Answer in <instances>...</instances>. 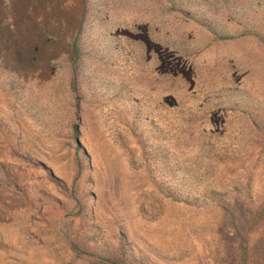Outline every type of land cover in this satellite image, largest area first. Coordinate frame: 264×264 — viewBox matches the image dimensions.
I'll return each instance as SVG.
<instances>
[{
    "label": "rangeland",
    "instance_id": "374dc122",
    "mask_svg": "<svg viewBox=\"0 0 264 264\" xmlns=\"http://www.w3.org/2000/svg\"><path fill=\"white\" fill-rule=\"evenodd\" d=\"M0 264H264V0H0Z\"/></svg>",
    "mask_w": 264,
    "mask_h": 264
}]
</instances>
